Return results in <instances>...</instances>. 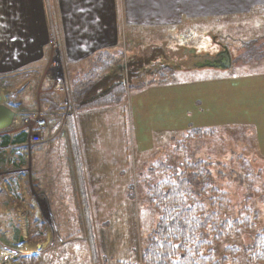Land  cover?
Masks as SVG:
<instances>
[{"label": "rangeland", "instance_id": "rangeland-1", "mask_svg": "<svg viewBox=\"0 0 264 264\" xmlns=\"http://www.w3.org/2000/svg\"><path fill=\"white\" fill-rule=\"evenodd\" d=\"M51 23L50 41L56 40L53 50L58 56L61 50L58 25L54 19ZM125 32L127 41H122L120 51L123 57L118 59V67L115 66L110 74L125 75L127 96L125 103L121 104L124 114L111 113L95 119L93 147L98 154L99 171L88 177V211L84 210V216L78 218V225L68 230L53 218L52 225L46 222V227H41L46 230L45 239L35 240L38 236L34 237V234L42 229L38 231L28 215L14 216L16 206H24L25 210L29 208L20 200L22 194L14 181L3 184V180L16 178L17 173L11 170L25 167L27 160L15 167L12 162L16 159L4 152L3 159L0 158L6 164L0 166V264H22L23 256L37 253L43 255V264L139 263L148 236L160 217L149 200V188L162 180L163 166L180 167L186 160L214 164L222 172L217 180L221 189L229 193L231 206L227 215L230 222L239 216H249L251 222L248 228H231L220 242L214 243L216 257L221 259L227 248H235L238 250L235 259L226 264H252L247 261L243 249L264 227V116L262 122H259V116H243V124L237 122L238 116L231 114L221 119V116H212L202 98H195L193 93L202 87L203 81L228 77L238 72L239 65L264 61V16L208 20L174 29H130ZM251 43H255L252 48H257L254 53H251ZM224 46L231 49L233 67L225 74L206 71L207 54H220ZM241 57L243 61L239 60ZM87 62L85 64L90 65V61ZM121 62L123 67L119 70ZM162 67L173 70L163 77L155 73ZM71 70L67 68L62 80L56 69V77L50 74L54 84L50 87L44 85L45 90L39 96L38 89H31L29 94L27 87L20 91L16 82L3 78L11 81V97L20 94L21 104L17 108L22 115L17 119L18 125L11 129L13 137L28 133L26 125L34 126L37 119L44 117L50 122L46 131L59 128L63 117L60 119L59 114L49 111L42 98L47 92L51 93L57 97L56 101L72 111V85L86 72L82 70L77 74ZM106 78L103 82L109 81ZM159 81L158 86L149 85L150 88L144 91L139 89ZM58 82L65 84L66 93H57ZM147 85L145 88L149 87ZM96 92L97 88H92L86 98H92ZM33 98L40 99L39 104L36 101L34 104ZM77 112L79 110L75 108L74 115ZM33 114L37 115L36 118L29 119ZM25 119L32 121L24 124ZM215 122L223 124L212 128V134L188 138L192 130H207ZM9 153L12 154V150ZM2 171L8 172L4 175ZM86 216L91 218V226H88ZM89 227L95 236L92 247L88 238ZM21 237H25L22 244L19 243ZM59 242L61 244L57 245ZM75 242L78 243L75 245ZM26 244L34 248L42 244L43 247L41 250L35 248V253L23 250Z\"/></svg>", "mask_w": 264, "mask_h": 264}, {"label": "crops", "instance_id": "crops-1", "mask_svg": "<svg viewBox=\"0 0 264 264\" xmlns=\"http://www.w3.org/2000/svg\"><path fill=\"white\" fill-rule=\"evenodd\" d=\"M243 16H264V0H0V79L20 76L24 72L32 76L40 75L37 88L39 96L45 90L44 85L50 87L54 84L50 74L56 77V69L62 80L68 67L77 74L85 70L86 75L95 69L97 60L95 62L94 57L98 53L122 51V45L127 41L125 31L130 29H174L202 21ZM52 19L58 25V41L61 44L58 56L49 44ZM213 35L217 42V37ZM225 48L232 56L229 46H224L220 54L225 52ZM220 54H207L206 71L225 74L233 67V56L230 68L213 67L211 64L220 59ZM87 61H90V65L85 64ZM122 65L121 62L119 70ZM238 68V72L228 77L203 81L202 87L193 93L194 97L202 98L204 106L211 110L212 116H221L222 119V116L231 114L238 116L237 122L240 124H243V116H259V122H262L264 61L239 65ZM112 73L110 71L107 75ZM14 79L19 90L28 86L30 94L32 87L27 85L29 82L20 84V77ZM160 82L146 85L158 86ZM110 83L107 81L97 86L94 94L109 89ZM146 85L139 89L148 90L150 86L145 88ZM35 101L39 104L40 99L33 98V103ZM11 102L19 106V94L16 98L12 97ZM122 103L81 110L72 116V128L67 122L69 107L63 105L59 111V118L63 117V122L58 129L55 127L56 129L46 131L42 141H32L35 124H28L26 131L30 135L27 143L0 147V158L6 152L7 156L13 155L16 159L12 162L13 166L19 167L25 159L28 163L25 167L11 170L17 173L12 181L3 180V184L7 185L14 181L22 194L20 200L30 210H25L24 206H16L13 209L14 216H30L31 223L37 228H45L46 222L52 225L53 218L65 230L78 225V218L84 216V210L88 211V204H85L89 200L88 177L95 176L99 171L98 154L93 147L96 136L95 119L111 113L123 115ZM31 121L27 119L24 124ZM219 124L221 126L223 123L215 122L206 129L216 128ZM261 126L262 123L260 128ZM12 131L1 132L0 137H13ZM11 150L12 154L9 153ZM0 166L6 164L1 162ZM7 172L2 171L4 175ZM4 177L1 176L2 179ZM26 199L28 202H25ZM40 245L42 244L35 248L40 250Z\"/></svg>", "mask_w": 264, "mask_h": 264}, {"label": "trees", "instance_id": "trees-1", "mask_svg": "<svg viewBox=\"0 0 264 264\" xmlns=\"http://www.w3.org/2000/svg\"><path fill=\"white\" fill-rule=\"evenodd\" d=\"M254 46L255 43H251V47ZM251 49V53H254L257 48ZM122 57L123 52L120 51L100 52L96 57L95 69L74 81L71 88L73 99L70 104L74 108L67 114L70 128L74 122L72 116H74L75 108L80 111L108 107L125 100L127 96L125 75H107L118 67L116 66L118 59ZM242 58L239 60L243 61ZM170 70L168 67H162V70H157L155 73L162 74L164 77ZM24 73L7 78L15 82L14 78L20 77L19 83L29 82L27 85L32 87V90H37L41 76L35 74L33 78L25 79L24 76L27 73ZM103 78L111 82V87L103 93L85 99L84 97L90 94L92 88L105 83ZM56 98L55 95L45 94L42 101L48 104L49 111H54V114L58 115L63 104L56 101ZM212 133L213 129H195L188 138L204 137ZM28 137L27 132H22L15 137L1 136L0 147L25 144ZM2 161L0 160V163ZM161 169L164 174L162 180L151 186L148 191L149 200L159 212L160 217L155 229L148 236L147 245L141 253L139 263L136 264H226L234 260L237 249L227 248L226 255L218 259L213 244L220 242L230 233L231 228H248L251 222L249 216H243L244 218L239 216L230 222V217L227 215L231 206L229 193L223 191L217 181L222 172H219L214 164L203 160L195 162L186 160L180 167L163 166ZM85 219L88 226H91V218L86 216ZM44 231L34 234V237L38 236L35 240L43 241L46 235V230ZM94 237L89 227L88 238L91 247L94 244ZM60 244L61 242L57 245ZM243 254L249 263L264 264V227L252 237L251 243L243 249ZM42 257L43 255L39 253L23 256L21 262L22 264H43Z\"/></svg>", "mask_w": 264, "mask_h": 264}, {"label": "built area", "instance_id": "built-area-1", "mask_svg": "<svg viewBox=\"0 0 264 264\" xmlns=\"http://www.w3.org/2000/svg\"><path fill=\"white\" fill-rule=\"evenodd\" d=\"M50 46L53 48V45H57L56 40L54 41V39H51V41L49 42ZM27 78H30L31 75H27ZM11 86V81L10 80H0V104H6L10 107H12L18 115V118H20V116L22 115L19 112V109L17 108V106H14L11 104V94L9 92V88ZM56 90L58 91L57 93L62 94V93H66V86L63 82H58V84L56 85ZM36 114L30 115L29 119L32 118H36ZM49 121L44 117L43 119H37L35 122V126H34V136L32 137V141L34 143L40 142L43 139L44 133L46 131V129L49 126ZM18 125V122L16 121V124Z\"/></svg>", "mask_w": 264, "mask_h": 264}, {"label": "water", "instance_id": "water-1", "mask_svg": "<svg viewBox=\"0 0 264 264\" xmlns=\"http://www.w3.org/2000/svg\"><path fill=\"white\" fill-rule=\"evenodd\" d=\"M220 59L215 63L211 64L213 67L228 69L232 65V56L227 48H225V52L220 54ZM17 120V113L9 106L4 104H0V132H4L7 130H11L15 122ZM25 242V237L20 238V243ZM40 250L42 249V245L39 246ZM17 259V257H15Z\"/></svg>", "mask_w": 264, "mask_h": 264}, {"label": "bare ground", "instance_id": "bare-ground-1", "mask_svg": "<svg viewBox=\"0 0 264 264\" xmlns=\"http://www.w3.org/2000/svg\"><path fill=\"white\" fill-rule=\"evenodd\" d=\"M33 249H34V247L33 246H30L28 244H26L25 247L23 248V250H29V251H32Z\"/></svg>", "mask_w": 264, "mask_h": 264}, {"label": "flooded vegetation", "instance_id": "flooded-vegetation-1", "mask_svg": "<svg viewBox=\"0 0 264 264\" xmlns=\"http://www.w3.org/2000/svg\"><path fill=\"white\" fill-rule=\"evenodd\" d=\"M218 55V54H217ZM218 59V58H217Z\"/></svg>", "mask_w": 264, "mask_h": 264}]
</instances>
